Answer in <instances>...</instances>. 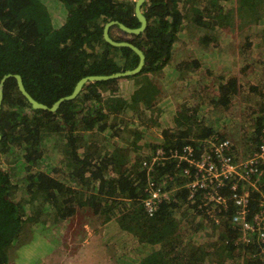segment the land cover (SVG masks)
I'll use <instances>...</instances> for the list:
<instances>
[{
	"label": "trees",
	"instance_id": "1",
	"mask_svg": "<svg viewBox=\"0 0 264 264\" xmlns=\"http://www.w3.org/2000/svg\"><path fill=\"white\" fill-rule=\"evenodd\" d=\"M134 1L0 0V79L4 74L18 73L27 92L49 106L69 94L83 76L133 68L137 55L128 47L105 42L102 28L109 20L138 26ZM222 1L144 0L141 10L147 25L143 32L124 33L116 25L109 29L113 39L130 41L143 51L141 71L86 82L74 99L63 101L53 112L33 109L14 78L4 81L0 264H9V250L20 242L25 229L27 214L21 205L25 196L39 198L42 209L58 221L73 216L78 209L103 217V240L114 244L116 264H264L256 238L243 242L239 228L231 223L236 207L229 197L230 182L218 188L227 198L225 206L204 205L205 189L189 185L195 169L180 158L186 155L184 148L191 149L188 157L192 159L205 151L214 157L210 141L229 137L200 113L202 102L193 104L194 97L183 102L177 117L159 128L156 139L145 136L147 126L127 128L123 121V116L141 102L136 90L151 87L152 74L172 63L186 22L214 27L219 23L218 10L224 9ZM248 1V5H238L237 11L258 23L264 0ZM113 30L122 35L113 36ZM181 62L176 69L182 67ZM240 89L234 75L220 77L210 104L228 108ZM248 91L258 95V112L247 139L251 155L264 127V85L262 90L259 85H250ZM235 151L231 145V156ZM258 166L262 175L256 188L248 186L250 213L258 209L264 195V162ZM186 168L189 175L184 173ZM151 188L166 197H159L149 212L145 202ZM205 222L212 224L215 242L208 237L200 242ZM198 235L201 237L196 242Z\"/></svg>",
	"mask_w": 264,
	"mask_h": 264
},
{
	"label": "rangeland",
	"instance_id": "2",
	"mask_svg": "<svg viewBox=\"0 0 264 264\" xmlns=\"http://www.w3.org/2000/svg\"><path fill=\"white\" fill-rule=\"evenodd\" d=\"M243 3L250 2L223 0L224 9L218 10L219 23L214 27L186 22L177 38L172 63L152 74L151 87L136 90L141 102L123 116L127 128L147 126L145 136L156 139L159 128L173 121L180 105L194 97L193 104L202 102L200 113L229 135L235 158L240 161L250 156L247 139L258 112V95L248 89L259 85L262 90L264 85V4L259 9L261 20L253 23L239 15L237 8ZM112 34L122 35L115 30ZM180 62L182 67L176 69ZM229 75L237 77L241 89L228 108H215L209 98L216 92L220 77ZM147 90L150 92L146 95ZM38 202L39 198L31 200L28 196L21 200L27 223L20 242L9 250V264H116L114 244L103 240V217L78 209L73 216L58 221ZM205 225L200 242L204 238L215 242L212 224ZM195 240L199 242L200 238Z\"/></svg>",
	"mask_w": 264,
	"mask_h": 264
},
{
	"label": "built area",
	"instance_id": "3",
	"mask_svg": "<svg viewBox=\"0 0 264 264\" xmlns=\"http://www.w3.org/2000/svg\"><path fill=\"white\" fill-rule=\"evenodd\" d=\"M210 142L209 151L213 152L214 157L205 151L198 159L189 158L188 154L191 150L189 147L184 148L186 155L180 156L195 169L194 180L189 185L193 188L198 186L205 189L204 205L225 206L227 198L219 193L218 188L229 181V197L236 207L230 219L231 223L239 228L240 239L243 242H248L253 237L256 238L260 243L259 253L264 257V195H262L256 211L250 213L248 209V186L256 188V183L262 175V169L258 165L260 162H264V127L257 150L244 160L239 161L235 155L231 156L229 149L232 143L229 139ZM157 152V154H161L160 150ZM184 173L189 175L188 168L184 169ZM151 189V195L145 202V207L149 212L153 211L154 203L159 200V197H166L164 193L160 196L158 189ZM189 197H192V193ZM215 222H217L216 219Z\"/></svg>",
	"mask_w": 264,
	"mask_h": 264
},
{
	"label": "water",
	"instance_id": "4",
	"mask_svg": "<svg viewBox=\"0 0 264 264\" xmlns=\"http://www.w3.org/2000/svg\"><path fill=\"white\" fill-rule=\"evenodd\" d=\"M143 2L144 0L134 1L133 15L138 20V23H139L138 26L128 27L118 20H109L104 23L103 28H102V37L105 42L109 43L112 46L128 47L137 55L138 57L137 64L133 68L116 71L110 74L83 76L77 80L72 91L69 94L59 97L49 106L37 101L27 92V90L25 89L23 85L22 78L18 73H13V74L7 73V74H4L0 79V108H1L2 99H3V84H4V81L10 77L14 78L18 91L26 99V101L30 104V106L33 109H40V110L53 112L59 107V105L63 101L74 99L78 95L82 86L86 82L105 81V80L114 79V78L128 77V76L139 73L145 62V56H144L143 51L139 47H137L135 44L131 43L130 41L113 39L109 35V29L110 27L116 25L124 33L137 35L143 32L147 25L146 17L141 10V6ZM0 139H1V135H0Z\"/></svg>",
	"mask_w": 264,
	"mask_h": 264
},
{
	"label": "flooded vegetation",
	"instance_id": "5",
	"mask_svg": "<svg viewBox=\"0 0 264 264\" xmlns=\"http://www.w3.org/2000/svg\"><path fill=\"white\" fill-rule=\"evenodd\" d=\"M138 21V20H137Z\"/></svg>",
	"mask_w": 264,
	"mask_h": 264
}]
</instances>
